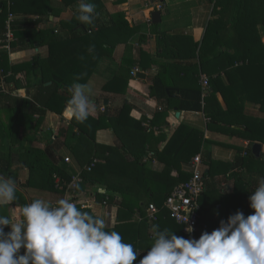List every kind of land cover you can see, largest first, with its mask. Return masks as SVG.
Instances as JSON below:
<instances>
[{"label":"trees","instance_id":"trees-1","mask_svg":"<svg viewBox=\"0 0 264 264\" xmlns=\"http://www.w3.org/2000/svg\"><path fill=\"white\" fill-rule=\"evenodd\" d=\"M61 1L65 5L77 2L95 4V12L99 15L93 25L81 23L77 19L79 13H75L72 21L62 20L59 28L47 24L38 30L36 25L39 22H48L50 14L58 15L60 12L58 10L56 14L51 0H0V41L5 38L9 14H13L26 18L11 21L15 37L12 46L35 42L49 47L46 57L35 56L33 60L14 64L10 63L6 51L0 52V139L7 138L13 142L18 128L22 131L36 130L43 124L47 111L61 115L70 99L68 89L75 78L80 76L78 82L87 83L101 58L111 54L113 46L128 41L138 30L137 26L129 24L125 13H109L102 0ZM211 15L200 43L189 36L163 33L167 54L177 59L198 57V62L184 66L168 64L153 77L151 94L157 97L159 108L151 125L164 122L163 125L169 126L166 118L175 107L179 110L204 111L209 119V129L238 134L251 144H264V118L244 112L246 102L258 103L264 111V42L258 29L259 24L264 22V0H214ZM32 16L39 18L34 20L30 18ZM175 71L182 75V80L199 81L201 73L207 74L210 77L208 86L180 88L172 73ZM19 72H24V87L30 91V99L10 94L17 89L14 75ZM221 73L227 77L228 83L223 82ZM123 78L121 73L115 75L103 85V89L125 93L128 82H124ZM2 84L7 92L2 90ZM175 90H179L178 96ZM219 92L223 94L226 108L217 98ZM240 92L241 96H238ZM3 99L15 102L13 106H7L8 109H15L16 117L11 126H7L3 118V111L8 112L2 106ZM131 111L132 105L124 102L114 115L100 110L97 115H89L82 123L72 118L67 126L60 128L59 135L65 137L68 144L74 143L69 147L81 166L82 181L77 184L74 198L78 202L77 207L95 215L91 208L80 204L82 199L110 205L115 199H120L117 224L106 230L119 232L124 242L131 243L139 253L149 248V241L153 240V225H159L160 230L170 229L178 236L190 238L163 203L176 186L190 178V172L184 171L182 165L189 164L199 154L206 138L204 131L182 123L164 148L159 150L153 143L156 138L152 127L144 126L133 118ZM237 125L242 128H235ZM104 128L112 129L118 141L116 145L95 142L97 131ZM157 138L162 140L164 136ZM150 150L154 152V157L165 164L162 171L153 170L142 161ZM246 155L241 158V165L255 176L254 179L248 180L233 173L234 189L217 197L210 195L208 202L203 196L213 190L205 180L206 189L200 197V222L202 227L206 226V230L219 228L220 220L226 221L238 210L243 211L245 217L254 214L249 197L258 186L259 179L264 178V154L256 157L250 149L249 155ZM10 156V151L5 154L0 152V174L5 177L13 175ZM20 157L29 168L25 186L63 194L64 188L72 180L73 175L63 165L65 162L59 164L55 151L50 147H28ZM202 162L208 163L209 167L204 176L212 174L214 165L223 164L207 157ZM173 170H177V175H173ZM57 177L61 178V189L56 187ZM237 195L238 199L235 198ZM230 198H234L232 212L226 213L228 206L225 202H229ZM21 199L23 209L28 202L23 197ZM150 203L159 208L156 221H150L146 216ZM9 205H0V208ZM137 213L142 219L140 222L133 221ZM4 230L5 233L10 232L7 226ZM141 258L142 255H138L135 264H139Z\"/></svg>","mask_w":264,"mask_h":264},{"label":"crops","instance_id":"crops-1","mask_svg":"<svg viewBox=\"0 0 264 264\" xmlns=\"http://www.w3.org/2000/svg\"><path fill=\"white\" fill-rule=\"evenodd\" d=\"M102 1L109 13H125L129 24L131 26H137L138 30L128 41L113 46L111 54L104 55L101 58L93 75L86 83L91 84L93 89L91 99L96 106L92 114L97 115L100 110H105L106 113L114 115L124 102L131 104V116L142 122L144 126L150 125L152 127L156 138L153 139V143L159 150L164 148L175 129L182 123H186L193 129L204 131L206 141L203 143L201 151L199 152L202 159L207 157L223 162V164H217L212 167V174L205 175L207 186L210 190H213L211 191L212 193H207L203 196L207 200L206 202L210 201V195L217 197L221 194L231 192L234 189L235 181L232 178L233 173L240 174L243 178H248V180L254 179L255 176L246 171L240 161L245 156L244 152H247L249 155L250 149L252 151L253 144L238 134L223 133L209 129V119L204 111L179 110L175 107L169 111V115L166 118L169 126L163 125L164 122L156 126L151 125V120L159 108L157 97L151 94L153 77L162 71L165 65L176 63L177 65L184 66L189 63L198 62V57L177 59L171 54H167L163 44V33L165 32L167 35L174 36H189L194 41L200 43L204 37L206 26L212 17L211 13L214 0ZM51 4L56 10V14H58V10L60 12L58 15L50 14L48 22L46 20L39 22L36 25L38 30L47 24L59 28V23L62 20L72 21L75 13H79L78 5L80 3L78 2L72 5H65L61 0H51ZM154 11H159L161 14L160 21L156 23L152 20V13ZM14 16L15 19L26 18L18 15ZM30 18L36 20L39 17L32 16ZM258 29L261 40L264 42V22L259 24ZM2 51L8 53L10 63L14 64L33 60L35 56L46 57L49 54V47L46 44L39 45L35 42H24L16 46L10 44V49H8L3 39L0 41V52ZM133 71H137L135 76L132 74ZM120 73L124 76L123 81L126 82L127 80L128 82L125 93L104 90L103 85ZM139 73H143L144 76L138 77L137 75ZM172 73L177 80V86L180 88H196L201 85L202 77L210 78L207 74L201 73L202 75L199 81L194 79L182 80L181 74L176 71ZM14 76L17 89L10 93L11 96L30 99L31 93L24 87L26 81L24 72L16 73ZM221 76L223 77V82L228 83V79L223 73H221ZM31 77L36 79L34 75H31ZM1 86L3 88L4 85L2 84ZM2 90L7 92L4 88ZM179 93V90H175L176 96ZM238 96H241V92ZM217 98L222 107L226 108V103L221 92L218 93ZM14 103L8 99L2 100V106L8 110V112L3 111V118L7 126H11L16 117L14 107L7 108V106H13ZM178 112L179 115H177ZM244 112L248 115L264 118V111L260 109L258 103L246 102ZM65 113L66 109L61 115L53 111H47L43 124L36 130L29 129L22 131L21 128H18L13 142L7 138L0 139V152L2 151L3 154L8 151L11 152L12 177L15 179L17 185V199L8 207H1L0 216H9L13 222L21 219V197L26 199L28 204L36 198H43L51 201L54 205L55 202L66 196L64 192L62 194L58 191H49L24 185L29 177V168L20 156L26 148L38 147L45 149L46 147H50L55 151V156L59 160V164L65 162L63 165L66 166L67 171L73 177L81 174V166L69 147L73 142L68 144L65 142V137L59 135L60 128L67 126L72 119L66 116ZM234 127L242 128V126L238 125ZM158 136H164V138L159 140L157 138ZM95 142L102 145H116L118 143L114 132L110 128L98 130L95 136ZM261 144V153L264 154V144ZM5 157H8V155H5ZM65 158H69L70 161L67 162ZM142 161L146 163L147 167L156 171H162L165 168V164L154 157L152 150L146 154ZM202 168L204 172L209 171L208 163L202 162ZM182 169L189 172L188 163H184ZM172 173L173 175H177V170H173ZM0 176L3 175L0 174ZM235 198L238 199V195ZM233 199L230 198L229 202H225L226 206H228L226 213L232 212L231 204ZM80 203L83 207L91 208L95 215L102 217L106 221L107 228L117 224L116 215L117 209L121 204L120 199H115L112 205L91 201L88 198L82 199ZM141 220L138 213L134 215L133 221L140 222ZM7 227L11 231V226L9 225ZM201 234L197 239H199ZM149 243V248L140 250L139 256L142 255L143 257L147 254L154 240H150ZM25 251L26 249L22 248L19 254H24Z\"/></svg>","mask_w":264,"mask_h":264},{"label":"clouds","instance_id":"clouds-1","mask_svg":"<svg viewBox=\"0 0 264 264\" xmlns=\"http://www.w3.org/2000/svg\"><path fill=\"white\" fill-rule=\"evenodd\" d=\"M95 9V4L81 2L77 19L93 25L99 15ZM80 79L77 76L68 89L71 95L65 114L82 123L95 105L91 84L80 83ZM16 191L13 177L0 176V205L15 201ZM249 200L254 214L245 217L238 210L199 239L153 225L154 243L139 264H264V178ZM9 225L11 231L5 233ZM106 228L102 217L78 208L68 196L55 205L36 198L23 207L21 219L13 222L9 216H0V264H135L139 253L134 246L125 243L119 232ZM187 231L194 229L189 226ZM22 248L26 251L19 254Z\"/></svg>","mask_w":264,"mask_h":264},{"label":"built area","instance_id":"built-area-1","mask_svg":"<svg viewBox=\"0 0 264 264\" xmlns=\"http://www.w3.org/2000/svg\"><path fill=\"white\" fill-rule=\"evenodd\" d=\"M13 14H9L7 21V31L5 33L4 41L6 42V47L10 49V44L15 40L14 33L12 31L11 21L15 18ZM2 70L0 69V73ZM137 71H133L132 74L135 76ZM201 85L203 88L208 86V77H202ZM206 92V90H205ZM205 92L203 95H205ZM246 155L247 152H244ZM67 162L70 161L69 158H65ZM189 172L191 174L190 178L183 183H180L174 188V190L167 196L164 200V207L170 211L172 218L176 222L183 226V231L185 234L189 235L190 238H198V236L206 230V226H201V203L200 197L205 192V176L202 168V157L200 154L193 157L191 162L188 164ZM61 178L57 177L56 182L57 188H63L60 184ZM82 181L81 174L76 175L72 178L64 188V193L66 196L70 197L72 201L76 204L78 202L74 200L76 195L77 184ZM56 204V202H55ZM54 204V205H55ZM81 204V203H80ZM159 208L154 204L150 203L146 208V216L150 221H156L158 218ZM191 226L194 231L189 233L187 231L188 227Z\"/></svg>","mask_w":264,"mask_h":264},{"label":"water","instance_id":"water-1","mask_svg":"<svg viewBox=\"0 0 264 264\" xmlns=\"http://www.w3.org/2000/svg\"><path fill=\"white\" fill-rule=\"evenodd\" d=\"M161 19V14L159 11H154L152 13V20L154 23L156 22H159ZM138 77H143L144 74L143 73H139L137 75ZM107 103V102H105ZM177 115H179V112L177 113ZM261 150H262V144L261 143H254L253 146H252V152L253 154L256 156V157H259L261 155ZM208 233H211L212 231L211 230H206Z\"/></svg>","mask_w":264,"mask_h":264}]
</instances>
